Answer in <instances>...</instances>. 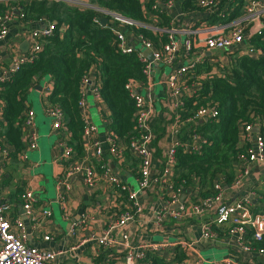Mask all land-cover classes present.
Wrapping results in <instances>:
<instances>
[{
	"label": "trees",
	"instance_id": "1",
	"mask_svg": "<svg viewBox=\"0 0 264 264\" xmlns=\"http://www.w3.org/2000/svg\"><path fill=\"white\" fill-rule=\"evenodd\" d=\"M168 0H89L91 7L80 6L65 0H6L0 2V12L12 7L23 15V22L46 19L54 24L53 33L46 37L36 58L25 62L7 81H0V118L6 126L5 140L20 152L24 148L21 121L25 111L27 92L47 76L51 90L47 96L50 104L59 107L65 116L64 130L68 145L82 156L84 151L83 120L78 101L81 96L82 78L94 73L100 81L98 96L109 110L108 133L125 144L136 136L133 99L128 84L145 81L141 51L135 47L129 53L119 50L115 41L116 32L130 33L133 38L141 36L155 50H161L168 41V33L148 27L152 23L164 30L171 29V17L155 3ZM244 0H217L209 14L212 23L224 24L242 14ZM181 11L190 13L197 8L196 0H181ZM108 10L122 18L136 22L126 24L114 21L102 14ZM232 10V11H231ZM152 13L154 18H150ZM20 14V15H21ZM106 18L102 25L100 19ZM155 20V21H153ZM250 44L261 50L257 58L238 52L227 53L219 73L213 74L211 56L195 64L187 83L198 82L200 88L191 95L181 97L178 108L179 119L192 117L195 111L210 102L216 103L218 118L202 119L181 128L177 138L181 142L189 139L194 130L203 140L198 149L176 150L174 181L183 188L199 187V198L215 193L212 179L223 174L221 185H229L234 179L233 162L237 153L240 133L249 123H258L264 137V32L249 38ZM156 122V123H154ZM157 124V125H156ZM154 141L165 133L160 122L152 119ZM183 181V182H181ZM264 246V239L260 242ZM187 252L186 247H176L175 262H180ZM148 264H172L154 254L145 257Z\"/></svg>",
	"mask_w": 264,
	"mask_h": 264
},
{
	"label": "crops",
	"instance_id": "2",
	"mask_svg": "<svg viewBox=\"0 0 264 264\" xmlns=\"http://www.w3.org/2000/svg\"><path fill=\"white\" fill-rule=\"evenodd\" d=\"M89 0H74V2ZM181 0H175L171 9L167 10L173 25L171 28L177 30L176 39L179 46L182 47L184 41V30L191 29L199 24H206L209 21V13L201 9H196L190 13H184L180 8ZM164 10V6H162ZM264 15V14H263ZM264 21V17H263ZM46 19L41 22H23L15 17L8 24L6 36L0 39V76L6 68L10 67L14 60L24 57L30 50V38L28 32L32 29L43 28L47 24ZM127 40L138 49L140 46L133 36L125 32ZM246 39L243 44H248ZM140 50V49H139ZM150 52V51H149ZM205 56H211L215 63L208 60L210 64L223 62L224 51L204 53ZM204 56V57H205ZM193 56L179 54L175 62L170 65L153 63L151 69V89L148 91L153 104L154 121L160 122V128L165 127V133L158 139L153 140V157L151 160V174L158 176L162 169V164L169 146L177 140V135L181 134V128L184 122H177L174 116L173 103L169 97L166 78L172 69L181 65H187L192 62ZM98 81L93 76L86 90V108L85 113L89 122L94 125V120L100 124L96 127L95 138L102 147V160L106 167L121 182L125 184L128 190H136L135 184L138 162L134 156L127 150L121 152L120 157L113 156L106 145L105 139L108 134V124L110 121L109 110L105 102L97 95L95 87ZM41 91L31 88L24 99L25 110L31 109L35 114V125L39 135L37 150H30L26 146V133L21 127L23 150L18 152L13 145L5 139L6 126L0 118V140L7 143L10 147V157L8 161H2L0 153V202H8L10 208L6 213L7 219L12 224L15 231H19L14 223L17 219L21 221V229L26 232V241L29 245L53 250L58 252V256L49 264H124L125 245H122V233H127L128 240L125 244L136 248L145 242L166 243L169 246L157 254L165 262L172 264L183 262L185 264H201L207 262L212 264L214 261L230 259L236 263L242 264H264V255L248 254L235 251L233 242L225 232H220L216 241H206L201 238L202 224L209 221L214 214V208L206 210L199 215H189L187 218L175 220L167 217L159 225L155 223L154 213L164 203L166 198L163 195L165 184L161 181L151 185L138 196L139 204L142 207L140 214L135 216L132 222L124 227H118L114 231V238L119 244L111 248L100 247L96 240L89 238L92 233L99 236L105 227L109 215L121 211L127 206V202L117 187L112 186L105 180L100 179L92 188H88L80 177H70L67 187L62 188L65 195V207L67 215L62 210V205L57 201V178L65 171V163L56 161L62 153L61 147L57 145L60 134L52 129V121L44 112V103L51 90L50 77H45L40 84ZM189 89L183 95H191L200 88L197 82L190 83ZM136 88L146 95L145 85L136 84ZM94 107V113L91 108ZM206 120V119H204ZM152 122V121H151ZM156 123V122H154ZM157 125V124H156ZM95 126V125H94ZM178 131L174 133V129ZM43 129L42 135L40 130ZM86 143V144H85ZM84 147L88 140L85 139ZM242 144V142H240ZM124 141H118L119 148L124 147ZM96 164L98 160L94 157L93 149L89 148L83 151L82 156ZM233 174L238 173L239 164L233 162ZM96 166V165H95ZM223 174L219 173L212 179V184L221 183ZM224 194L222 201L233 203L241 197H248L251 207L254 210L264 203V165L252 163L248 165V173L244 178L243 184L238 188L224 185ZM25 190L32 191L35 201L33 203L31 214L24 212L22 208V195ZM125 193V192H123ZM182 195H185L184 204L187 206L201 200L199 198V187L188 189L183 188ZM181 195V197H182ZM43 210L50 212L48 219L41 218ZM36 217L38 224H35L32 217ZM73 223L77 228L71 230ZM49 236L48 240L44 237ZM186 247L185 257L180 262H175L176 247ZM137 264H148L147 260L142 259Z\"/></svg>",
	"mask_w": 264,
	"mask_h": 264
},
{
	"label": "built area",
	"instance_id": "3",
	"mask_svg": "<svg viewBox=\"0 0 264 264\" xmlns=\"http://www.w3.org/2000/svg\"><path fill=\"white\" fill-rule=\"evenodd\" d=\"M3 1L6 0H0V2ZM174 1L175 0H168L163 4L155 3L152 8L157 11L159 6L161 8L164 6V10L167 11L173 7ZM216 1L217 0H196V6L198 9L210 14L213 11ZM77 2L80 3L79 5L81 6L91 7L89 2ZM242 8V14L228 23L218 24L205 21L206 24H199L194 28L185 29L182 47H180L177 42L175 36L177 33L176 29H160L156 27L154 23L148 27L155 31L162 30L168 33V41L163 45L161 50H155L152 44L144 40L141 36L136 37V39L134 38L137 44L149 50L152 56V60L150 61L140 50L141 60L145 62L143 67L145 81H133L128 84L129 94L133 99L135 107L134 122L136 136L131 137L127 144L124 143L125 145L122 149L119 148L118 141L109 133L106 136L105 142L109 152L113 156L118 158L121 156V152L127 150L136 158L138 162L136 171V190H128L125 184L121 182L120 178L106 167L102 160V147L95 138L97 128L89 122L86 117L84 110L86 108L85 95L90 81L93 76H95L94 73L86 74L82 78L80 89L81 96L78 101V106L83 120L82 133L84 143L85 139L88 140V144L84 147V150L87 151L89 148L93 149L94 157L98 160L95 164L96 166L87 159V156L76 155L73 148L68 145L67 132L64 130V113L59 107L50 104L46 98L43 107L44 112L52 121V129L60 134L57 145L61 147L62 153L57 157L56 161L61 164H66L65 171L57 178V201L62 205L63 212L67 215V210L64 205L66 199L62 188L67 187L66 182L70 177H80L88 188L94 187L100 179L105 180L112 186L117 187L118 189L116 190L119 191L117 195L121 193L127 202V206L121 209V211L116 214L114 213V216L109 215V219L99 236H95L93 233L90 235L89 238L95 239L100 247L111 248L119 245L114 238V231L118 227L121 228L126 226L135 219L136 215L141 213L142 207L138 201L139 194L144 192L151 185H155L161 181L166 187L163 193L166 198H164L165 203L154 213V220L157 225L160 226L167 217L180 220L182 218H187L189 215H199L210 208H214L213 217L202 224V239L206 241H216L219 233L225 232L233 242L235 251L264 255V246L260 245V242L264 239V203L258 210H254L251 207L249 198L244 196L233 203L227 204L222 201L224 189L220 183L214 185L215 193L211 196L205 197L188 206L184 204V202H179L183 192V185L173 179L176 150L178 147H182L184 151L189 152L190 150L200 148L203 138L199 133L193 130L189 134V139L187 141L181 142L177 138L175 142H172L165 155L161 172L156 177L151 174L154 140V133L151 127L153 104L148 91L151 89L150 81L153 63L170 65L177 60L179 54L184 53L186 56H193L190 64L181 65L172 69L166 78L169 97L173 103L174 116L177 122H184L185 124H191L194 121L202 119L216 120L219 113L216 108V103L213 102L200 106L192 117L184 121L179 119L177 110L182 105L181 93L189 89L187 80L192 77L190 74L193 71L194 65L202 63L205 60V52L209 54L220 51H224L225 54L238 52L253 58H257L261 54V50L253 47L249 41H247L248 44L243 43L246 39L255 35H261L264 32V0H244ZM100 11L102 14L111 17V24L114 21L130 25L136 24V22L124 19L114 12L108 10ZM20 14L19 10H15L12 7L0 12V39L6 36L8 24L15 17H18L22 21L23 15ZM149 17L155 19L152 13ZM37 21L41 22L42 19ZM173 21V18H171V25H173ZM53 29L54 24L47 22L46 26L43 28L30 30L28 32L30 38L29 52L24 57L15 59L13 64L4 70L3 75L0 76V81H7L25 62L34 60L37 52L42 49L44 39L52 35ZM115 41L119 50L123 53H129L135 48V46L127 40L125 33L122 31L116 32ZM211 58L213 57H210L209 60L215 63L213 59L217 58ZM225 60L226 58L224 61ZM217 63H219V61ZM99 83L100 81H98L97 87H95L97 95ZM139 83L145 85V90L147 91L146 95L136 88V84ZM258 123L259 122L256 121L255 123L246 124L240 133L238 147L242 148V150L237 153L235 160L236 164H239V169L238 173L229 184L230 187L238 188L243 184L244 178L248 173L249 164L260 163L264 165V137L259 132ZM21 127L26 133L25 141L27 148L30 150H37L39 135L35 125V114L33 110L26 109L23 112ZM255 128L257 131H254ZM177 131L178 128H175L174 133ZM240 142H242V144H240ZM0 153L2 154L1 159L3 162L9 160L11 153L10 147L7 143L2 142V140H0ZM22 200L24 212L31 214V209L35 201L32 191L25 190L22 195ZM9 208L10 204L8 202H0V264H49L59 253L29 245L26 241V232L24 229H21V221L19 219L15 221L14 224L20 229L19 231H15L12 228V224L7 219L6 213ZM49 217L50 212L48 210H43L41 213L42 221ZM32 218L35 224L39 223L36 217L33 216ZM76 228L77 224L73 223L71 230L74 232ZM121 238L122 245L126 247L123 259L124 264H137L140 260L145 259L147 254L157 255L169 246L166 243L145 242L134 248L125 244L128 240L127 233H122ZM44 239L48 240L49 236H45ZM176 264L185 263L180 262ZM212 264L242 263H236L230 259H222L220 261H214Z\"/></svg>",
	"mask_w": 264,
	"mask_h": 264
},
{
	"label": "rangeland",
	"instance_id": "4",
	"mask_svg": "<svg viewBox=\"0 0 264 264\" xmlns=\"http://www.w3.org/2000/svg\"><path fill=\"white\" fill-rule=\"evenodd\" d=\"M70 3H73V4H77V5H79L80 3H78V2H74V1H69ZM81 6V5H80ZM224 62V61H223ZM223 62H219V63H217V64H214V67H213V74L214 75H216V73H219V69H220V67L222 66L221 65V63H223ZM213 65V64H212ZM196 82V81H195ZM198 83V82H197ZM94 110H95V108L94 107H92L91 108V113L93 114L94 113ZM94 125L96 126V127H98V128H100L101 129V127H100V124H99V122L97 121V120H94ZM40 135H42V133H43V129H41L40 130ZM135 189L137 188V183L135 184V187H134ZM202 264H208L207 262H205V263H202Z\"/></svg>",
	"mask_w": 264,
	"mask_h": 264
},
{
	"label": "water",
	"instance_id": "5",
	"mask_svg": "<svg viewBox=\"0 0 264 264\" xmlns=\"http://www.w3.org/2000/svg\"><path fill=\"white\" fill-rule=\"evenodd\" d=\"M100 21H101V24L102 25H105L106 24V18L105 17H102L101 19H100ZM141 51H142V53L151 61L152 60V56H151V53L149 52V50H146V49H144V48H142V47H140L139 48ZM48 77V76H47ZM35 89H36V91H41V85H36L35 86ZM254 131H257V129L255 128L254 129ZM184 199H185V195H182V197L180 198V200H179V202L180 203H182L183 201H184Z\"/></svg>",
	"mask_w": 264,
	"mask_h": 264
}]
</instances>
